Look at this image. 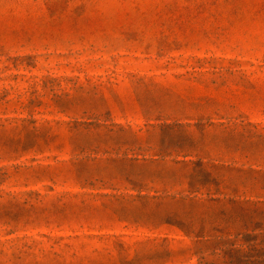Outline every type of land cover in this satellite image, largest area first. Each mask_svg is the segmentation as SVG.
I'll list each match as a JSON object with an SVG mask.
<instances>
[{
  "label": "rangeland",
  "instance_id": "1",
  "mask_svg": "<svg viewBox=\"0 0 264 264\" xmlns=\"http://www.w3.org/2000/svg\"><path fill=\"white\" fill-rule=\"evenodd\" d=\"M258 225L264 0H0V264H264Z\"/></svg>",
  "mask_w": 264,
  "mask_h": 264
},
{
  "label": "trees",
  "instance_id": "2",
  "mask_svg": "<svg viewBox=\"0 0 264 264\" xmlns=\"http://www.w3.org/2000/svg\"><path fill=\"white\" fill-rule=\"evenodd\" d=\"M212 181L210 183L206 182V183H201L198 184L197 189L195 190L194 188L192 189V187L187 191V196L186 199L193 201L195 199V196H191V194L193 193H197L198 190H201L199 188H205L206 184H211ZM210 187V186H207ZM208 190V189H206ZM208 192V191H207ZM206 192V194H207ZM231 199H227V202H231ZM25 203V202H24ZM261 230V226H256L253 227L251 229L248 228H242L241 232H243L245 235H241L239 238H235L232 241L229 242H225L228 243V247L229 250L228 251H232L234 254H240V256L242 255V257L244 258V263H251V258H255V259H261L262 257H264V234L262 232H257L254 233L253 236H250L249 233L254 232L255 230ZM242 233V234H243ZM237 236L240 235V233L237 232L236 234ZM236 236V237H237ZM222 238H218V241H222ZM237 242H239L240 244L237 245ZM253 243H256L255 245H253ZM257 248L256 250L254 248ZM248 252L252 253L249 254ZM258 261V260H257ZM260 261V260H259Z\"/></svg>",
  "mask_w": 264,
  "mask_h": 264
},
{
  "label": "crops",
  "instance_id": "3",
  "mask_svg": "<svg viewBox=\"0 0 264 264\" xmlns=\"http://www.w3.org/2000/svg\"><path fill=\"white\" fill-rule=\"evenodd\" d=\"M211 182V181H210ZM208 182V183H210ZM210 186V187H207ZM201 190H198L197 193H193L195 195H199V196H195V199L193 201H197L200 203H212V204H217L220 202H227L228 199V194H227V188H225L224 186L222 187V185H220V183H215L212 181L211 184H206L205 188H199ZM208 189V190H206ZM208 191V192H207ZM207 192V194H206ZM233 201V199H231ZM237 201V200H235Z\"/></svg>",
  "mask_w": 264,
  "mask_h": 264
}]
</instances>
